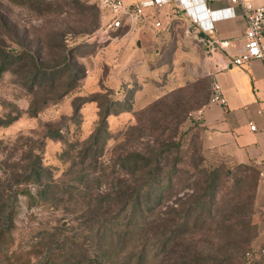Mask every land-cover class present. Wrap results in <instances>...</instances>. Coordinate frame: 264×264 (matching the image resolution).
<instances>
[{
    "label": "rangeland",
    "instance_id": "374dc122",
    "mask_svg": "<svg viewBox=\"0 0 264 264\" xmlns=\"http://www.w3.org/2000/svg\"><path fill=\"white\" fill-rule=\"evenodd\" d=\"M97 1L0 0L2 45L25 49L44 69L67 59L80 71L75 87L49 103L22 88L10 73L0 79V264H16L15 255L30 252L33 264L59 252L58 264H92L99 226L114 215L118 229L124 226L117 213L121 204L108 203L110 191L126 179L118 169V156L125 151L148 153L173 142H179V149L160 160L168 170L176 163L173 193L148 215V222L170 219L169 209L177 206L172 203L179 198L184 202L182 196L197 176L200 186L212 184V210L218 215L212 226L183 238L181 247L217 259L222 254L221 232L233 225L239 256L248 247L239 243L254 237L253 244L258 235L252 217L255 194L250 211L234 215L238 204L249 205L254 178L248 166L205 152L192 128L190 115L198 110L195 90L202 95L207 90L202 80L209 78L203 72L205 55L199 44L183 37L185 14L168 5L181 19L162 25L155 34L151 30L156 39L141 54L133 39L137 35L127 42L126 27L112 33L111 40L93 39L104 26L105 12ZM150 11L154 15V9ZM155 18L161 22L158 13ZM125 100L127 111L114 105ZM106 106L112 113L96 148V163L84 172V181H78L77 170L88 168L87 140ZM66 149L69 158L63 157ZM81 156H86L84 163ZM34 164L50 169L55 186L40 205L28 207L18 184ZM9 219L11 230L5 233ZM139 251L140 243L134 241L121 247L120 254L135 260ZM236 258L232 264H238Z\"/></svg>",
    "mask_w": 264,
    "mask_h": 264
},
{
    "label": "trees",
    "instance_id": "16d2710c",
    "mask_svg": "<svg viewBox=\"0 0 264 264\" xmlns=\"http://www.w3.org/2000/svg\"><path fill=\"white\" fill-rule=\"evenodd\" d=\"M8 73L16 76V82L22 88L40 95L42 102L49 103L62 98L75 87L80 71L68 64L67 59L64 63L44 69L25 49L15 51L0 43V79ZM202 81L207 86V90L200 96L199 89L195 90L194 95L198 99L196 109L204 107L209 99V81L208 79ZM114 105L124 109L122 111H127L129 102L119 101ZM110 107L106 106L99 114L98 128L87 140L89 147L84 150V153H89L88 168L82 169L81 167L77 170L78 181L83 182L84 172L96 163L98 157L96 148L105 133L106 119L112 113ZM69 149L63 151V157L69 158ZM178 149L179 142H173L159 147L154 146V149L148 153L125 151V154L118 156V169L124 172L126 179L120 188L117 187L110 191L108 197L111 199L108 203L109 207L115 201L121 204L117 213L124 218V226L118 229V220L115 215L99 226L96 231V251L92 264H232L236 255L237 263H244L245 253L252 246L254 237L239 243V247L242 245L248 247L238 256L239 250L234 246L238 241L233 232L235 231L233 225L232 227L226 226L221 232L224 237L220 246L222 254L217 259L207 258L188 248L181 247L180 242H183V238H187L191 232L198 231L203 226L204 229L212 226L218 215V210L216 213L212 210V184L206 181L208 183L205 187L200 186L197 176L193 177L189 190L183 194L184 202L180 203L181 198H179L172 203L177 206L169 209L170 219H162L161 223L148 222V215H153L155 210L160 208L173 193L172 180L175 177L176 163H173L171 169L168 170L161 165L160 160L167 158L169 154L175 153L174 151ZM85 157H80L81 163L85 162L82 160ZM248 167L254 178L252 196L249 205L239 206L238 204L234 215H242L247 209L250 211L253 203L258 183V170L251 166ZM53 186L55 184L50 169L41 164H34L29 167L24 180L18 184V189L25 197V204L31 207L45 201ZM16 210L17 205L15 204L11 211ZM9 223H11L10 219L6 222L5 233L11 230L7 226ZM247 224L250 229H253L249 221ZM154 225H156L155 229ZM151 229L154 230V235ZM134 241L140 243V251L136 254L135 260L132 259V255L125 257V254H120L121 247L132 244ZM28 254L15 255L16 264H33ZM61 254L62 252H59L60 256H50L43 263L36 261L35 264H58Z\"/></svg>",
    "mask_w": 264,
    "mask_h": 264
},
{
    "label": "crops",
    "instance_id": "0c3cea01",
    "mask_svg": "<svg viewBox=\"0 0 264 264\" xmlns=\"http://www.w3.org/2000/svg\"><path fill=\"white\" fill-rule=\"evenodd\" d=\"M131 7L143 0H121ZM255 6L264 5V0H252ZM208 10H218L229 6L228 0H208ZM234 18L213 23V38L216 42H225L223 49L217 48L211 57L203 51V72L209 82L215 80L221 87L226 100V107L216 104H206L202 107V121L192 123V128L198 131L199 142L207 153H214L224 160L237 165L251 166L264 170V57L253 59L242 66H232L231 61L244 46L246 22L238 8L234 9ZM172 6L154 8L161 20V27L171 26L180 20V15L172 14ZM183 14V13H181ZM141 22H139L140 24ZM180 23V22H179ZM185 28L187 22L183 23ZM127 29V42L137 35L134 42L141 46V54L151 46L155 29L151 22H143L141 26L132 24ZM160 29V28H159ZM136 32V34H135ZM132 37V38H131ZM183 37L189 39L186 29ZM264 51V39L261 40ZM254 126L255 130H250ZM253 223L257 227V238L252 246H264V179L258 177L255 193Z\"/></svg>",
    "mask_w": 264,
    "mask_h": 264
},
{
    "label": "built area",
    "instance_id": "2783aa9c",
    "mask_svg": "<svg viewBox=\"0 0 264 264\" xmlns=\"http://www.w3.org/2000/svg\"><path fill=\"white\" fill-rule=\"evenodd\" d=\"M208 0H143L138 4L128 7L121 0H98V8L105 12L104 26L93 37L96 41L111 40V34L122 29L123 26L130 27L138 22H149L155 29L161 27V22L156 20L154 8H161L173 4L182 11L187 18L186 34L192 40L203 46L208 57H211L217 48H225V42H216L212 36L213 23L220 20L234 18V9L238 8L245 19L244 32L245 43L239 54L232 59V66H242L253 59L264 57L261 49V40L264 39V5L255 6L252 0H228L229 6L218 10H208ZM152 12V13H151ZM208 76V74H207ZM207 104H216L226 107L220 85L212 80L209 88V99ZM202 108L190 115V123L202 121ZM250 130H255L250 126ZM258 177L264 179V170L258 172ZM243 264H264V246H251L246 251Z\"/></svg>",
    "mask_w": 264,
    "mask_h": 264
},
{
    "label": "water",
    "instance_id": "95a60500",
    "mask_svg": "<svg viewBox=\"0 0 264 264\" xmlns=\"http://www.w3.org/2000/svg\"><path fill=\"white\" fill-rule=\"evenodd\" d=\"M137 46H139V44H137Z\"/></svg>",
    "mask_w": 264,
    "mask_h": 264
}]
</instances>
